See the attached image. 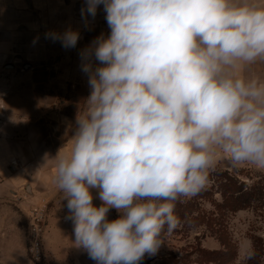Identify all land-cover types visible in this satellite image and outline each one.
<instances>
[{
  "label": "clouds",
  "instance_id": "obj_1",
  "mask_svg": "<svg viewBox=\"0 0 264 264\" xmlns=\"http://www.w3.org/2000/svg\"><path fill=\"white\" fill-rule=\"evenodd\" d=\"M101 5L110 34L80 53L91 92L54 182L90 259L137 264L219 161L264 169V79L241 71L264 60V2L85 0L82 18ZM46 38L74 48L80 33Z\"/></svg>",
  "mask_w": 264,
  "mask_h": 264
},
{
  "label": "crops",
  "instance_id": "obj_2",
  "mask_svg": "<svg viewBox=\"0 0 264 264\" xmlns=\"http://www.w3.org/2000/svg\"><path fill=\"white\" fill-rule=\"evenodd\" d=\"M83 7L85 0H0V95H4L0 100V258L23 246L21 220L26 216L15 215L13 206L26 203L18 191L26 186L35 192L41 181L43 187L55 185V159L45 179L19 164L37 166L41 154L55 158L59 151H67L77 116L91 92L80 53L101 34L107 38L110 29L107 21L82 18ZM48 14L54 17L56 33L69 29L80 33L74 48L63 47L59 40L51 46L46 43L43 29L49 24ZM49 48L53 56L46 57ZM252 68L253 63L245 65L242 74ZM42 75L54 79L49 85H22L30 76ZM18 77L19 81L14 79Z\"/></svg>",
  "mask_w": 264,
  "mask_h": 264
},
{
  "label": "rangeland",
  "instance_id": "obj_3",
  "mask_svg": "<svg viewBox=\"0 0 264 264\" xmlns=\"http://www.w3.org/2000/svg\"><path fill=\"white\" fill-rule=\"evenodd\" d=\"M264 2V0H262ZM105 12L101 5L97 9V13L94 21H106ZM53 15L48 14L46 20H48V26L43 29L44 37L46 33L55 32L56 26H54ZM56 20V19H55ZM46 42L50 46L53 43L51 38H46ZM49 52V53H47ZM46 57L53 56L52 48L45 51ZM19 73L25 72V70L19 69ZM244 75V73H243ZM248 77L259 76L264 79V60H257L253 63V68L248 72ZM19 78H14L19 81ZM53 77L50 75H42L41 77L30 76L22 85L31 84H45L49 85L53 81ZM4 95H0V100H4ZM52 97V96H50ZM1 111H4L1 109ZM46 153V152H45ZM38 165H25L19 164V168H27L30 173H35L34 176H43L46 178V173L50 171L55 163L54 158L47 157L44 153L36 158ZM214 170H220L223 172H230L236 174L240 179L251 185L253 182H261L264 184V169H258L251 165H241L239 167H232L226 160L218 162ZM213 171V170H210ZM209 171V172H210ZM44 181L40 182V185L35 186L36 191L30 192L26 186L21 191V200L26 204L24 206L14 205V213L20 214L26 217L21 220V226L24 232L23 246L19 252L9 251L5 259V263L0 261V264H96V262L88 256V253L83 248L79 247L75 243L74 224L71 220L65 219L68 214L66 207L67 201H63L64 194L58 189L56 184L54 186L43 187ZM94 196L93 204L100 206L102 203L98 198V192L95 189L90 190ZM189 196L188 198H190ZM218 201L220 196L215 197ZM42 207L46 211V225L43 232V258L38 263L31 261V256L28 252L30 244V223H31V210L35 207ZM202 210L213 212L211 206L206 203L202 206ZM202 213V212H201ZM227 229L229 238L235 243L237 247V256L232 264H264V209H249L240 211L236 214H227ZM26 218V219H25ZM109 220L118 218L116 209H111L109 213ZM162 243L155 255L145 254L144 258L137 262V264H162L161 259L169 257L170 255L188 254L192 256L193 248L197 245H201L202 248L210 251H219L222 249L220 242L216 236L206 229V227H180L177 230L168 233L164 238H161ZM251 246L256 252V256L252 260L246 258L247 248ZM258 255V256H257ZM196 256L193 255L191 260H195Z\"/></svg>",
  "mask_w": 264,
  "mask_h": 264
},
{
  "label": "trees",
  "instance_id": "obj_4",
  "mask_svg": "<svg viewBox=\"0 0 264 264\" xmlns=\"http://www.w3.org/2000/svg\"><path fill=\"white\" fill-rule=\"evenodd\" d=\"M220 196L218 201L215 197ZM208 203L213 212L202 210ZM249 209H264V184L253 182L251 185L243 182L240 177L230 172L213 170L209 172L205 187L195 195L181 197L176 202L175 214L180 218V227H206L220 242L222 249L210 251L197 245L193 248L196 256L191 260L188 254L170 255L162 258V264H232L237 256V247L229 238L227 214H236ZM202 212V213H201ZM168 234L164 231L161 238ZM258 256V255H257Z\"/></svg>",
  "mask_w": 264,
  "mask_h": 264
},
{
  "label": "built area",
  "instance_id": "obj_5",
  "mask_svg": "<svg viewBox=\"0 0 264 264\" xmlns=\"http://www.w3.org/2000/svg\"><path fill=\"white\" fill-rule=\"evenodd\" d=\"M30 223V244L28 247L29 255L33 263H38L43 258V232L46 225V211L42 207H35L31 210Z\"/></svg>",
  "mask_w": 264,
  "mask_h": 264
},
{
  "label": "bare ground",
  "instance_id": "obj_6",
  "mask_svg": "<svg viewBox=\"0 0 264 264\" xmlns=\"http://www.w3.org/2000/svg\"><path fill=\"white\" fill-rule=\"evenodd\" d=\"M15 165V164H14Z\"/></svg>",
  "mask_w": 264,
  "mask_h": 264
}]
</instances>
